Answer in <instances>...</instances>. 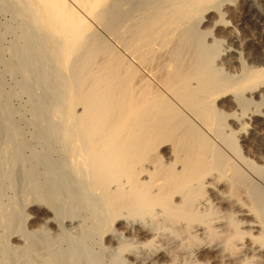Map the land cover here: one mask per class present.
<instances>
[{"label": "bare ground", "instance_id": "bare-ground-1", "mask_svg": "<svg viewBox=\"0 0 264 264\" xmlns=\"http://www.w3.org/2000/svg\"><path fill=\"white\" fill-rule=\"evenodd\" d=\"M10 2L26 37L38 38L31 48L25 39L28 87L51 96L36 94L50 114L41 128L61 152L50 158L61 170L57 177L48 165L51 186L72 180L52 204L38 188L26 193L54 211L40 230L15 228L30 216L0 199L8 240L0 264H69L59 258L65 237L73 254L105 241L89 262L264 264V165L239 142L264 133V54L245 51L264 48V0ZM214 12L220 19L207 27ZM229 12L240 19L224 18ZM246 22L262 38L249 36ZM2 126L11 177L20 150ZM75 255L70 264H81Z\"/></svg>", "mask_w": 264, "mask_h": 264}, {"label": "rangeland", "instance_id": "rangeland-1", "mask_svg": "<svg viewBox=\"0 0 264 264\" xmlns=\"http://www.w3.org/2000/svg\"><path fill=\"white\" fill-rule=\"evenodd\" d=\"M233 1H234L233 3L237 5L242 0H233ZM212 16H213V22L207 23L206 25L207 27H210V28H212L210 25H214L215 18L217 20L220 19L219 17L220 15L216 12L212 13ZM224 18L231 20L232 23L240 19V17L234 15L233 12H229L226 17L224 16ZM22 21H24V18H22L21 15L16 11V7L11 4L10 0H0V125L2 126L3 124L4 126L5 124L6 127L10 125L9 127L11 128V132L13 130L16 136V138H11V140L13 143L17 141L16 143L13 144V147L15 146L16 150L18 149L17 150L18 152L20 150V153H19L20 156L16 164V169H15V172H12L10 174L11 177H9L6 171L9 170L8 161L11 158L10 154H12V152L7 153L5 155L2 154L3 156L0 155L1 156L0 157V171L2 170L0 173H4V172L7 173V176L5 175V176H2L1 178L0 183L2 184L1 185L2 193H1L0 199H1V202H4V203H8L9 201H11L12 204L10 205L11 206L10 209L13 207L11 210H15V211L22 210L24 214H26L27 216L29 215L30 218H32V219L30 218L25 219L26 217L24 218L23 215H20L19 217L20 222H18V224L15 225V228L17 227L21 228L22 226V228H24L26 231H30L32 229L40 230L41 227H43L46 224L45 221L53 217V214H54L53 209H50V207L44 204L43 201L46 200L45 202L52 204V202H54L52 198H54L55 200L56 197L59 196V195H56L55 192H57L58 190L60 191L63 190L59 188H62V187L64 188L65 182L66 184H69V182H71L72 180V176L68 174L65 177V182H62L61 180L62 184L59 183L60 181L58 182V184H55L54 186L55 190L51 186V184L53 185L54 180L59 175L58 171L61 172V170H60L59 162L56 168L55 166L57 164L51 162L50 160L52 159V157H54V159L60 157L61 152L60 151L56 152V150L54 151L51 150L52 143L49 140L48 136L44 133V130L46 127L41 126V125H45L44 122L48 124V119L50 118L49 111L42 109L41 105L38 104V102L36 101L38 99L36 94H39L40 89L38 88V86H37V89H35V87H32V88L30 86L28 87L29 84L27 82L28 81L27 75H26L27 73H25L24 68H22V66L25 67V64H24L25 60H23L22 57L25 55V52H26L25 50L27 46L29 45L28 43H30L29 48H31V45H34L31 43L32 42L35 43L38 40L36 35L35 36L33 35L32 42H30V40L26 37L27 27L23 25ZM244 25L245 27H248L247 34L249 36L254 35V37L262 38V33H263L262 30L249 28L250 26L247 24V22ZM244 33L245 31L242 34L244 35ZM25 39L27 41L29 40L28 43L27 41H25ZM262 48H263L262 46L257 44V45H252V46L247 47L245 51L248 53L255 52L263 56L264 48L263 49ZM244 61H245V64L252 63V60H250L248 56H245V55H244ZM41 62L50 64V61L47 58L41 59ZM35 73L36 75L39 74L38 71H34L33 75H35ZM34 89L37 91V93H35L36 91ZM33 90L35 92H33ZM42 90L40 91L39 96L41 95L45 99L48 100L49 98H47L46 96H50L49 95L50 92L47 93L48 92L47 90L45 91L43 90V92L46 93V94L44 93L45 95H43ZM36 104H38L39 106H37ZM38 107L40 108V110ZM252 126L249 124V129ZM41 127H44L43 128L44 130ZM249 129L247 130V132L249 131ZM245 134L247 135H243L244 138L241 137V135H239L240 136L239 142L242 145L243 156L249 158L250 160H253L255 164L264 165V133L262 132V129H261V133L256 136L249 135L248 133H245ZM3 138L5 139V141ZM3 138L1 140L2 145H0L1 146L0 150L6 149V145L8 144L7 141L10 140V137L8 135ZM3 144H5V146H3ZM8 156L10 157L8 158ZM49 164H51V167L55 164L54 167L56 169L54 170L55 171L57 170L58 173L55 171L50 172L49 169L53 170L54 167L53 168L49 167L48 169ZM47 171L49 172V175ZM54 172L56 175L58 174L57 177L56 175H54ZM50 175H52L51 176L52 179H53V175L55 176L54 180L52 179H51L52 181L49 180L51 178L49 177ZM3 180L4 182L2 183ZM55 182H57V180H55ZM59 184H61L62 187H60ZM56 185L58 187H56ZM34 187L38 188L39 191L43 193L41 194L45 197L44 200L41 202L42 204L38 201L37 204L33 205L32 202L28 203L25 200L27 197L26 193L28 191H32L31 188L34 189ZM34 203H36V201ZM56 206H57L56 207L57 208L56 212H57L59 205H56ZM84 211L80 212L79 210H77L76 213L78 214L80 213L83 216L86 213L87 215V212H84ZM8 213L9 212L7 211V214ZM38 214H40L41 217H38ZM34 216H37V217L33 218ZM56 223L57 222L55 221V223L50 225V230L52 232L57 231ZM4 229L5 227L3 226V224H1L0 225V234H2L0 235V245L1 246L4 245L5 241H8L5 235L7 230H4ZM44 230H46V232L52 235L53 240L57 238L55 234H51L47 229L44 228ZM39 234H40L39 235L40 237L39 236L38 237L39 238L42 237L41 239H44L45 236H47V233L45 234V232L44 233L39 232ZM87 235H88L87 236L88 238L89 235H91V233L89 232L87 233ZM65 238H66L65 241L63 240L60 241V242H65L61 244V247L63 248L61 250V256L59 257L60 260L66 259L68 261L71 259V262L70 261L68 262L72 263L73 260L76 257H78V255H75L76 253V254H79L80 256H84V259L85 257L87 259V260L83 259L81 264H85V263L86 264H110L109 262L110 257L109 258L102 257V260H100V262L96 260L91 261V262L88 261L89 258L95 255L97 256V254H100V252L102 251L103 245H105L104 240L101 243H93L90 246V252L88 251V253L81 251V250H80L81 251L80 253L79 250H76V252L73 254L70 244L67 241L68 238L67 237ZM11 242H13V240H11ZM58 244L60 245V243ZM106 259H109V260L107 261Z\"/></svg>", "mask_w": 264, "mask_h": 264}]
</instances>
